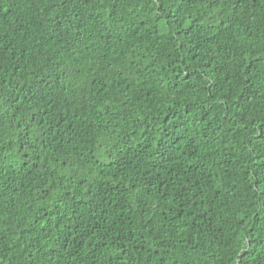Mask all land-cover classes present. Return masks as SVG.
I'll return each instance as SVG.
<instances>
[{
  "label": "trees",
  "instance_id": "1",
  "mask_svg": "<svg viewBox=\"0 0 264 264\" xmlns=\"http://www.w3.org/2000/svg\"><path fill=\"white\" fill-rule=\"evenodd\" d=\"M0 264H264V0H0Z\"/></svg>",
  "mask_w": 264,
  "mask_h": 264
}]
</instances>
